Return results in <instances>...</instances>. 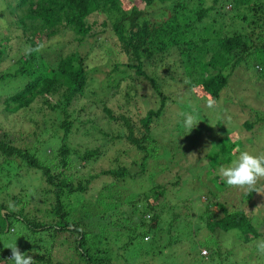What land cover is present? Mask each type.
<instances>
[{
  "label": "rangeland",
  "instance_id": "obj_1",
  "mask_svg": "<svg viewBox=\"0 0 264 264\" xmlns=\"http://www.w3.org/2000/svg\"><path fill=\"white\" fill-rule=\"evenodd\" d=\"M167 2L162 5L157 0L144 8L151 23L162 13H166L162 21L169 17ZM1 8L3 6L0 2ZM224 22V30L231 32L233 25L230 20L225 19ZM215 30L216 34L221 31ZM108 35L110 33L106 37ZM12 37L8 43L7 57L0 65V75L16 72L21 67L20 60L27 57L26 43L18 38V33H13ZM101 39L106 40L104 36ZM74 50L94 72L84 99L68 110L69 118L74 122L69 144H72L70 148L77 154L73 155L64 175L75 186L84 184L89 176L104 170L126 167L130 176L117 183L110 177L96 178L91 181L86 192L65 200L71 208L76 205L85 207L81 211L76 209V215L88 212V217L84 218L81 225L87 234L88 246L105 251L110 264H264V253L259 250L262 239L245 238L236 231L209 233L200 227L201 221L198 219L204 211L203 201L207 197L209 201L216 199L224 202L230 211L241 209L255 215V228L258 231L261 229L260 220L264 219V180L258 184L261 194L229 187L223 180L221 187L214 182L215 176L220 177L219 168L228 165L225 162L227 157H232V161L241 150L264 153V79H258V76L264 74V64L262 72L257 73L256 68L254 70V62H258L255 61L257 54H251V58L237 66L221 91L217 106L211 109L208 107L209 100L197 97L187 75L177 69L175 50L170 51L159 64L155 62L153 66L144 68L146 75L153 79L155 76L158 82H162L161 91L171 96L169 103L172 105H167L164 114L158 119V128L153 131L155 147L160 151L157 150V155L148 160L146 170L141 174L138 165L142 156L131 148L127 149L124 141H118L116 135L122 132V128H117L115 123L108 124L103 108L109 109L116 116L125 113L136 123V119L144 117L148 110L157 109L151 85L145 80L138 84L132 83L130 77L122 80L112 73L113 64L124 62L125 58L116 54L114 46L107 43H103L102 47L84 43L77 49L70 44L56 48L45 46L40 54L45 62L52 65L60 54ZM28 79L18 75L0 81V95H13ZM132 88H135V94ZM128 91L131 99L127 100L125 94ZM2 97L0 137H6L14 146L28 150L44 163L56 165L52 158L61 145L62 132L56 125L58 122L52 116L53 113L39 99L25 110L9 111ZM193 109L198 113L200 122L188 133L183 126L181 113ZM87 119H92L94 123H88ZM251 122L256 125L247 130L245 124ZM100 128L109 134L108 138L102 136ZM219 140L224 141V149L222 143H218ZM95 149L99 150L98 158L82 167L78 157L86 150ZM208 158L216 163V171L210 169ZM137 173L141 175L132 179L131 176ZM3 174L0 176V185L8 183L11 190L7 197L2 194L4 200L9 205L12 201L10 197L16 195L23 202L15 207V212L30 204L31 200L37 210H50L52 196H45L46 186L39 172L27 168L24 163L13 161L5 166ZM155 185L164 186L165 195L158 197L146 193L150 197L148 202L157 205L162 211L160 221L152 227V221L144 217V203H137L132 212L127 211L124 205L134 200L136 194L148 192ZM107 189L110 199L105 201L101 195L106 197ZM117 190L119 195L125 196L119 201L117 209H111L118 204ZM108 203L110 205L105 206ZM33 204L30 208L35 210ZM87 206L90 208L87 209ZM43 214L38 212L35 216L40 219ZM176 214L180 217H176ZM144 234L148 236L147 241ZM22 236L21 226L16 224V233L9 235L10 242ZM62 237L64 245L56 246L53 257L66 262L76 258L72 252L74 237L62 235L58 239ZM207 249L218 250V253L209 257ZM199 251L203 257L199 256ZM204 251L206 255L202 253Z\"/></svg>",
  "mask_w": 264,
  "mask_h": 264
},
{
  "label": "trees",
  "instance_id": "obj_2",
  "mask_svg": "<svg viewBox=\"0 0 264 264\" xmlns=\"http://www.w3.org/2000/svg\"><path fill=\"white\" fill-rule=\"evenodd\" d=\"M155 1L157 0H0L3 6L0 9V65L7 57L8 43L13 38V33H18V38L33 48L38 44L55 48L70 44L77 49L84 43L96 44L97 47L107 43L114 46L116 54L125 58L124 62L113 64L112 73L122 80L130 77L132 83L138 84L145 80L151 85L157 109L148 110L144 117L136 119V123L125 113L116 116L109 109L103 108L108 124L115 123L117 128H122V132L116 135L118 141H124L127 149L131 148L142 156L138 165L141 174L145 172L148 160L157 155V150L160 151L155 147L153 131L158 128V119L164 114L167 105H172L169 103L171 96L161 91L162 82H158L155 76L153 79L146 75L145 67L153 66L155 62L159 64L170 51L175 50L177 69L187 75L194 94L216 102L242 61L251 58V54H257L255 61L258 62H254L257 73L262 72L264 64V0H158L162 5L168 1L166 9L169 17L162 21L166 14L162 13L151 23L144 8ZM225 19H229L233 25L229 33L224 30ZM215 28L221 31L216 34ZM108 33L110 35L106 37ZM103 36L105 41L101 39ZM154 57L157 59L153 60ZM20 61L21 67L12 74L0 75V81L16 78L18 75L30 79L13 95L1 93V100L9 111L14 112L25 110L36 100H42V105L57 120L56 125L62 132V138L61 145L52 158L56 165L50 166L28 150L14 146L6 137H0V176L5 166L13 161L24 163L27 168L40 173L46 186L45 196L51 194L53 200L48 211L37 210L31 200L30 204L15 212V207L23 203L20 202V196L12 195V201L8 205L2 194L8 196L11 191L9 184L0 185V264H14L9 248L15 244L22 252L31 255L35 264H110L105 251L88 246L87 234L81 226L84 218L88 217V212L79 216L75 214L76 209L81 211L85 207L76 205L71 208L65 202L72 195L86 192L91 181L96 178L110 177L117 183L130 177L128 169L121 167L91 175L84 184L75 186L64 175L73 155L77 154L70 148L72 144H69L74 122L70 120L68 110L84 99L94 70L89 68L76 50L60 54L52 65L42 59L40 52H33ZM258 79L263 80L264 74L258 76ZM131 90L135 94V88ZM115 94L114 91L113 95ZM125 95L127 100L131 99L129 91ZM87 122L94 123L92 119H87ZM255 125L254 122L246 123L245 128L251 130ZM100 131L104 138H108L109 134L105 130L100 128ZM222 142L224 143L219 140L218 143ZM223 143L221 146L224 149ZM98 155V149L86 150L78 157L80 165L83 167V164L94 161ZM231 158H226V164L231 163ZM208 162L210 169L216 171V163L209 158ZM141 174L137 173L131 178ZM214 179L221 187L222 179L217 176ZM112 187L109 186V189L112 190ZM106 191L107 198L104 194L101 195L105 201L110 199L109 190ZM146 193L162 197L165 189L162 185H155L148 192L136 194L134 200L123 205L127 211L132 212L137 203H144V217L152 221V227H155L162 211L157 205L148 202L150 197ZM116 194L118 204L110 207L111 209H117L119 201L125 196L119 195L118 190ZM208 195L211 194L208 192ZM203 202L204 211L198 217L200 227L209 233L236 231L245 238L262 239L263 244L260 246L264 245V219L260 220L261 229L258 231L253 223L255 215L247 214L241 209L230 211L224 202L216 199L209 201L206 197ZM31 204L35 210L30 208ZM109 205L110 203L105 206ZM38 212L44 213L40 219L35 216ZM175 216L180 217L178 214ZM16 224H20L23 236L10 242L9 235L16 233ZM62 235L74 237L72 252L76 258L66 262L53 257L56 246L64 245V237L58 239ZM143 237L148 240L146 234ZM209 253L210 257L217 254L218 250ZM199 256L203 257L200 251Z\"/></svg>",
  "mask_w": 264,
  "mask_h": 264
},
{
  "label": "clouds",
  "instance_id": "obj_3",
  "mask_svg": "<svg viewBox=\"0 0 264 264\" xmlns=\"http://www.w3.org/2000/svg\"><path fill=\"white\" fill-rule=\"evenodd\" d=\"M43 47V44H38L35 48L28 45L25 48V54L31 55L33 52H40ZM216 106L214 100L208 101L210 109ZM181 116L183 117V126L188 133L200 122L195 109L183 112ZM218 174L229 187L244 189L249 193L255 191L261 194V188L258 187V184L261 180H264V153L241 150L230 164L219 168ZM9 249H11V260L14 261V264H35L34 258L22 252L16 244L10 246ZM259 250L264 253V245H261ZM204 252L202 253L206 255V252Z\"/></svg>",
  "mask_w": 264,
  "mask_h": 264
},
{
  "label": "built area",
  "instance_id": "obj_4",
  "mask_svg": "<svg viewBox=\"0 0 264 264\" xmlns=\"http://www.w3.org/2000/svg\"><path fill=\"white\" fill-rule=\"evenodd\" d=\"M205 253V252H204Z\"/></svg>",
  "mask_w": 264,
  "mask_h": 264
}]
</instances>
